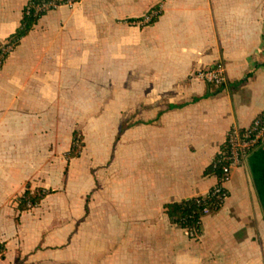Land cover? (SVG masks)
Wrapping results in <instances>:
<instances>
[{"label":"crops","instance_id":"0c3cea01","mask_svg":"<svg viewBox=\"0 0 264 264\" xmlns=\"http://www.w3.org/2000/svg\"><path fill=\"white\" fill-rule=\"evenodd\" d=\"M30 1L0 0V44ZM215 64L223 87L193 77ZM263 111L264 0H80L48 12L0 70V264H264V144L233 170L199 239L165 211L209 193L229 131ZM77 127L86 146L68 160ZM36 178L54 193L21 213Z\"/></svg>","mask_w":264,"mask_h":264},{"label":"built area","instance_id":"2783aa9c","mask_svg":"<svg viewBox=\"0 0 264 264\" xmlns=\"http://www.w3.org/2000/svg\"><path fill=\"white\" fill-rule=\"evenodd\" d=\"M79 1L66 0L64 5L73 6ZM50 5L54 7V10L60 7L56 3L45 5V7ZM159 15V10L151 11L144 16L143 22L150 24ZM8 44L9 42L7 41L0 44V46H4L0 55V70L3 68L15 46L14 44ZM193 77L214 88H221L226 84L225 70L221 64L199 69L194 73ZM226 144L227 150H220L211 164L214 170H220V174H214L218 182L207 195L196 197L199 203L202 199L206 200L215 196L219 200L220 206L224 205L230 194L226 185L232 179L233 170L243 165L245 159L264 144V111L252 121L249 127L243 129L232 128L227 135ZM211 211H213L212 207L208 206L205 209V216L211 213ZM186 230L190 237L194 239L201 237L196 227L187 228Z\"/></svg>","mask_w":264,"mask_h":264},{"label":"trees","instance_id":"16d2710c","mask_svg":"<svg viewBox=\"0 0 264 264\" xmlns=\"http://www.w3.org/2000/svg\"><path fill=\"white\" fill-rule=\"evenodd\" d=\"M65 2L66 0H31L24 9L20 27L7 39V42H9V44H14L15 47H17L22 39L39 23V21L48 14V12L54 10L53 6L50 5L45 7V5L56 3L58 6H62ZM157 18L158 17L154 19V22ZM3 49L4 46H0V55ZM80 135L81 134L78 131H75L73 134V145L70 152L67 154L68 160L81 156V147H84V142L79 140ZM78 142L81 143V147H78ZM220 150H227L226 142ZM207 173L211 175L220 174V170H214L212 166H210L207 169ZM52 193H54L53 190L45 189L43 187L33 189L32 184L28 183L25 192L18 199V210L21 213L32 210L39 206L42 201ZM208 206H211L213 211H218L221 208L219 200L214 196L210 199H202L200 203L197 198L168 203L165 205V211L174 224L185 229L196 227V230L201 234L202 221L205 217V209ZM6 251V244L0 242V259L5 258Z\"/></svg>","mask_w":264,"mask_h":264},{"label":"rangeland","instance_id":"374dc122","mask_svg":"<svg viewBox=\"0 0 264 264\" xmlns=\"http://www.w3.org/2000/svg\"><path fill=\"white\" fill-rule=\"evenodd\" d=\"M80 2V1H79ZM79 2H76L75 3V5H73V6H68L69 8H71V9H73ZM147 15V14H146ZM143 19H144V17L143 18H141L139 21H138V23H136V24H139V25H141V26H146V25H149L148 23H145V22H143ZM4 43V42H3ZM16 49V47L14 46V49H13V51H12V53L14 52V50ZM11 55V54H10ZM76 131H78V132H80V136H79V140L81 141H83L84 142V147H81V143L80 142H78V147L80 146L81 147V151H82V153H83V151H84V148H85V146H86V141H87V136H88V132H84L83 131V129L82 128H80V127H77V129H76ZM48 134H50V132H36V133H34V135H32L31 134V140H34V138L35 137H38L37 139H39L41 136H46V135H48ZM52 134V133H51ZM66 136L67 135H65V133H62V134H60L59 135V138L58 139H61V140H63V139H65L66 138ZM72 145H73V143H72ZM83 148V149H82ZM48 150H50V151H53L54 150V148H51V149H48ZM81 153V154H82ZM52 154V153H51ZM68 154V153H67ZM66 157H67V155H66ZM38 182H40L39 181V179H34V183L33 182H29V183H31L32 184V188L33 189H36V188H38L39 186H38ZM50 190H52V189H50ZM211 212H214V211H211Z\"/></svg>","mask_w":264,"mask_h":264}]
</instances>
